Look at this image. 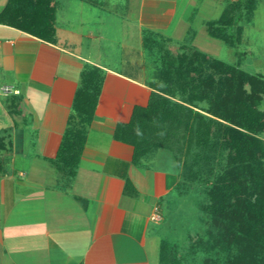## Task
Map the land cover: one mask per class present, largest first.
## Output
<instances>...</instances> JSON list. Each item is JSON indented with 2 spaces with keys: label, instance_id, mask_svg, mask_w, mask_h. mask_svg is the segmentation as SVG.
Wrapping results in <instances>:
<instances>
[{
  "label": "crops",
  "instance_id": "0c3cea01",
  "mask_svg": "<svg viewBox=\"0 0 264 264\" xmlns=\"http://www.w3.org/2000/svg\"><path fill=\"white\" fill-rule=\"evenodd\" d=\"M80 1L98 8L91 25L65 0H40L37 23L0 0V264H226L196 257L188 228L176 240L164 211L190 191L185 150L151 115L161 91L145 34L161 31L142 7L124 14L138 52L110 53L105 0ZM243 52L235 63L264 75Z\"/></svg>",
  "mask_w": 264,
  "mask_h": 264
},
{
  "label": "rangeland",
  "instance_id": "374dc122",
  "mask_svg": "<svg viewBox=\"0 0 264 264\" xmlns=\"http://www.w3.org/2000/svg\"><path fill=\"white\" fill-rule=\"evenodd\" d=\"M39 1L40 0H30V3L22 4V6L21 4L19 5L22 7L20 9H22L23 12L29 11L33 23H37L38 20V11L40 9ZM99 1L101 2L102 0H97V2ZM231 1L233 0H105V6L103 7L111 12L110 15L105 16L108 24L111 25L109 30L112 44L109 48V52H124L127 57H130L129 53L132 52L133 48L131 47H133L134 44L138 52L139 26L132 22L133 24L131 23L123 27L121 22L123 21L124 14L128 15L127 18L136 19L142 7L146 14L144 24H152L151 22L156 23L154 28L161 31L160 37L162 36L166 41H171L168 48L164 51L172 53V59L174 60L181 59L179 55H182L184 51L182 43H191V46L230 63H235L240 57L245 60L247 55H245L243 51L249 49L248 59L250 58L251 60L255 58L254 61L257 62L256 65L262 66L264 65V0H260V4H258L259 7L256 8V26L253 27L247 24V31L245 34L243 33L242 40L237 46L214 37L207 31L206 23L208 20L218 18L224 7ZM65 2H72L71 7L81 11L82 14L79 15V18H84L87 24L91 25V22L96 19L94 13L98 11V8L96 9L93 5L80 0H65ZM126 5H128V7H126ZM168 8H170V10L166 16H156L153 18L154 16L152 15L154 13L162 12ZM20 9H18L19 12ZM172 13L174 14L172 15ZM18 17L22 18L21 15ZM73 18L77 17L73 16ZM115 30L118 31L115 32ZM131 32L135 33L134 37H131L133 34ZM118 41L125 42L124 49L116 45ZM159 51L160 50L156 52L153 50L151 53V59L154 60L153 66L156 67L154 70V75L156 77L154 76L152 81L153 84L158 88L172 93L176 98L187 100L193 105H200L202 108L214 107V95H207L209 91L212 93L211 90L205 88V90H202L200 87L193 88L192 85L199 84L198 80L193 83L191 82L192 84L187 86L188 84L178 79L179 75H175L178 77L172 82L170 79L164 78L161 68L164 67L163 61L165 55L163 58ZM112 59H110V61ZM110 64L112 66H119L114 60H112ZM182 68L181 65L179 69L183 70ZM193 75L209 74H199L195 71ZM213 93H215V90H213ZM206 95L207 97L203 98ZM261 107L264 108V101ZM205 113L211 116L210 113L206 111ZM212 127L210 128L212 131L211 138L216 139V141L212 139L214 143L209 145L207 151V164L200 167L202 172L197 176H193V178L191 177L190 194L182 198L176 195L172 199V206L171 204L167 206V202L164 205V211L166 214L168 213V216L173 213V215L171 214L173 219L171 220L172 227L175 228L173 230V235L176 240L177 238H182L183 240L184 234H186L184 231L188 228L191 231L190 242L192 249L195 250L194 255L196 257L204 255L207 262L219 261L227 264V260L222 259L228 258L233 262L232 264H264V219H258L255 214L252 216L248 215V217L245 216L248 225L253 226L251 230L254 235L246 237H244L245 234L242 236L238 235L241 240L240 244H237V241L228 237V235L224 237L225 242L222 240L218 241L214 237L225 232V227L220 223H216V219L212 212L213 209L210 207H215L213 199L215 201H221V204L229 210L230 207H233L232 203H234V200L243 195V190L246 188H249V192L248 195L246 194L245 196H247V198H256L257 193L255 194L254 190L260 187L256 181H261L263 185L264 173H258L257 171H255L257 173L252 172L256 175L255 177H253L251 172H247L249 174L244 173V175H246L245 182L240 181L238 177L236 178L237 174H235V172L238 173L243 170L242 163L238 162L237 166H234L235 164L231 166V153L229 147L225 146L221 148V152L218 150V147L220 149V141H218L219 139L215 134L214 127ZM259 138L264 142V130H261ZM256 145L258 149L260 147L258 152L260 156H257L256 161H261L264 165V150H262V145ZM231 172L234 176L233 181H231V177L229 176ZM257 174L259 175L257 176ZM202 201L208 206L206 211L201 207ZM198 202H200L199 207L197 206ZM214 209L221 211V208ZM211 235H213L214 239H211ZM243 239L244 241H242ZM183 242V244L188 245L187 241Z\"/></svg>",
  "mask_w": 264,
  "mask_h": 264
},
{
  "label": "trees",
  "instance_id": "16d2710c",
  "mask_svg": "<svg viewBox=\"0 0 264 264\" xmlns=\"http://www.w3.org/2000/svg\"><path fill=\"white\" fill-rule=\"evenodd\" d=\"M259 1L233 0L229 2L218 18L208 20L206 23L208 33L237 46L242 40L245 23L252 18ZM11 3L19 9V4L30 3V0H12ZM45 11L53 14L52 8L51 10L45 9ZM52 33L54 34L55 31ZM145 39L149 51L158 52L160 50L163 58L165 55L164 67L161 68L164 78L172 82L178 77L175 75H179L178 79L188 84L187 86L198 80L199 84L192 85L193 88L209 89L212 93L209 91L207 95H214L215 99L214 107L202 108L200 105H193L187 100L176 98L172 93L154 84L163 93L159 92V97L153 99L152 119L159 120L160 126L161 124L162 126L167 125L165 139L169 147L175 146L180 153L185 150L183 182L180 186L185 191H191V177L199 175L202 172L200 167L207 164L209 145L216 141L211 138L210 128L212 126L220 141L218 150L221 152V148L229 147L231 166L233 164L237 166L238 162L242 163L243 170L235 172L236 178L245 182L244 173L263 174L264 165L261 161H256L257 156H260L258 153L260 147L258 149L256 144L262 145V150H264V142L259 138L261 130H264V108L261 107L264 101V76L246 70L241 63H230L191 45L183 46L184 51L182 55H179L181 59L174 60L172 53L164 51L168 45L160 34L148 32L145 34ZM178 65L179 67L182 65L183 70H180ZM195 71L209 75H193ZM229 176L233 181L232 172ZM255 176L253 174V177ZM256 183L260 185L259 189L254 190L257 197L247 198L245 195H248L249 188H246L243 190V195L234 200L233 207L229 210L221 204V201L213 199L215 207L210 206L213 209V216L216 223L225 227V232L214 236L215 239L225 242L224 237L228 235L240 244L241 240L238 235L245 234L244 237L254 235L251 230L253 226L248 225L245 216L255 214L258 219H264V184L262 185L261 181H256ZM201 207L206 211L208 206L202 201ZM214 208H221V211ZM210 237L214 239L213 235ZM222 260H227V264L233 263L228 258Z\"/></svg>",
  "mask_w": 264,
  "mask_h": 264
},
{
  "label": "built area",
  "instance_id": "2783aa9c",
  "mask_svg": "<svg viewBox=\"0 0 264 264\" xmlns=\"http://www.w3.org/2000/svg\"><path fill=\"white\" fill-rule=\"evenodd\" d=\"M153 219H154L155 221H158V220L160 219L158 213H156V214L153 216Z\"/></svg>",
  "mask_w": 264,
  "mask_h": 264
}]
</instances>
